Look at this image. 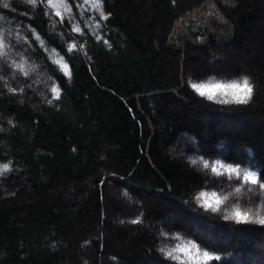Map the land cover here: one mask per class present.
Returning <instances> with one entry per match:
<instances>
[{
    "label": "trees",
    "instance_id": "1",
    "mask_svg": "<svg viewBox=\"0 0 264 264\" xmlns=\"http://www.w3.org/2000/svg\"><path fill=\"white\" fill-rule=\"evenodd\" d=\"M206 1L105 0L111 15L96 26L94 9L68 0L81 33L39 0L0 3V30L28 38L0 59V164H10L0 175V264H193L160 251L185 241L220 257L207 264H264V225L255 220L264 216V192L250 184L235 192L243 171L264 170V0H232L227 42L200 27L173 36L175 23ZM32 29L63 56L70 77ZM17 52L36 66L29 76L11 67ZM244 77L252 86L245 104L209 100L190 86ZM165 91L191 110L182 124L191 131L182 148L188 168L175 185L148 157L151 126L136 99ZM205 160L239 167L240 178L213 174ZM202 191L228 196V211L251 209L253 219L203 207Z\"/></svg>",
    "mask_w": 264,
    "mask_h": 264
},
{
    "label": "snow or ice",
    "instance_id": "2",
    "mask_svg": "<svg viewBox=\"0 0 264 264\" xmlns=\"http://www.w3.org/2000/svg\"><path fill=\"white\" fill-rule=\"evenodd\" d=\"M27 2L33 6H36L38 0H27ZM0 3H2L3 7L5 8L9 6L7 0H0ZM39 3L46 4L47 8L54 10V15L60 17L58 23L64 24L65 18H67L68 23L72 25L73 32L81 33L83 31L80 24L78 22H75L76 18L72 13V6L68 3V0H39ZM104 3L105 0H82V3L77 4L76 7L77 9H85V11L87 10V8L94 9L98 13V20L96 26H99V20H107L111 15L110 13H105ZM83 14L84 13L82 12L81 15ZM45 15H49V12L46 11ZM2 19L4 18L0 16V20ZM88 19H92V17H88ZM56 23V21H53L54 27ZM61 35L63 36V33H61ZM32 36L35 40L39 41L42 46L45 47L46 51L49 52V58L53 59V62L59 65L64 75L70 77L71 70L69 68L68 63L64 61L63 56H59V53H57L56 49L54 48L48 49L45 40L41 38L40 34L37 33L35 29H32ZM22 39L28 41V38L26 36L21 37L19 32L13 34L11 31L5 33L3 30H0V59H7L9 56H11L13 53V49L20 46V41ZM97 39H101V37L97 36ZM105 43H107V41H105ZM79 47L83 48L84 45L81 44ZM76 48V43H72L68 46V51L71 52ZM15 54L20 57V60L19 62H17L16 60H12L11 67H13L17 72L21 73L23 76H29L30 72L35 71V65L26 66L27 62L24 56L21 55L19 52ZM2 79L3 77H0V80ZM190 86L200 96H206L209 100L216 99L218 96L223 97V99H220L218 101L221 103L235 102L239 104H245L251 98L252 93V86L247 77L242 78V80L240 81H232L230 83H222L217 81L215 84L211 85H206L203 83H191ZM49 90L53 94L54 98H59L61 91L59 86H57L54 82L52 83V86ZM9 91L15 92L17 91V89L9 88ZM20 91H23V89H20ZM193 163H196V161H193ZM203 163L205 168H211L213 174L222 175L223 173H228L230 174L229 179L232 178L231 174H236V177L238 179L240 178L241 169L239 167H233L231 165L225 166L220 161L210 163L209 161L205 160ZM220 169H223V173L220 171ZM9 170V163L0 164V175ZM261 172L262 174L258 175L257 172L243 171L241 186L236 187L235 192H241L242 187L249 184L252 186H257L262 192H264V170H261ZM246 190L252 192L253 188L248 187ZM197 200L201 202L203 207L210 208L214 212L221 211V206L225 205L223 210L228 212V214L225 216V219H235L238 222L250 221L253 219V217L249 215L251 209H249L248 211L241 212L239 206L237 205L231 211H228V207L226 206V202L229 200L228 196L220 197L217 196L215 192H212L209 197L208 193L202 191L197 194ZM255 220L259 224L264 225V216L257 215L255 217ZM139 222V218L132 221V223ZM193 250H195V252H193ZM160 251L164 253L166 257L175 259L177 261H181L182 257H185L187 261H193V264H199L201 259L205 262V264H207V262L220 259L219 256L210 255L208 251H204L201 255L197 244L193 241H185L183 243L177 244L170 250L165 251V249L162 248L160 249Z\"/></svg>",
    "mask_w": 264,
    "mask_h": 264
},
{
    "label": "rangeland",
    "instance_id": "3",
    "mask_svg": "<svg viewBox=\"0 0 264 264\" xmlns=\"http://www.w3.org/2000/svg\"><path fill=\"white\" fill-rule=\"evenodd\" d=\"M234 7L232 0H207L199 9L178 20L172 34L185 36L188 28L197 31L200 27L205 30V34L209 33L217 40L227 42L233 32ZM198 40L205 42V35L198 37ZM136 99L151 126L148 157L167 182L175 185L188 168L182 148L191 139V131L182 124L191 110L175 91L145 94ZM257 249L263 260L264 243L259 244Z\"/></svg>",
    "mask_w": 264,
    "mask_h": 264
}]
</instances>
